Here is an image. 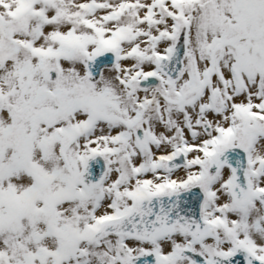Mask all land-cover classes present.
Returning <instances> with one entry per match:
<instances>
[{
    "label": "snow or ice",
    "instance_id": "1",
    "mask_svg": "<svg viewBox=\"0 0 264 264\" xmlns=\"http://www.w3.org/2000/svg\"><path fill=\"white\" fill-rule=\"evenodd\" d=\"M0 264H264V0H0Z\"/></svg>",
    "mask_w": 264,
    "mask_h": 264
}]
</instances>
